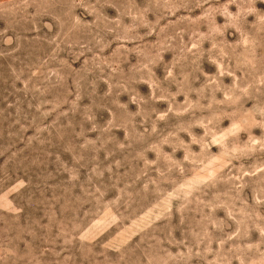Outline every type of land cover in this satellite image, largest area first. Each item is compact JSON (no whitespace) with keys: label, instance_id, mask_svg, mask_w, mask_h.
<instances>
[{"label":"rangeland","instance_id":"rangeland-1","mask_svg":"<svg viewBox=\"0 0 264 264\" xmlns=\"http://www.w3.org/2000/svg\"><path fill=\"white\" fill-rule=\"evenodd\" d=\"M0 264H264V0H0Z\"/></svg>","mask_w":264,"mask_h":264}]
</instances>
